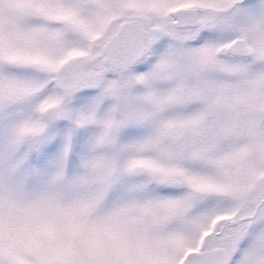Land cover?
<instances>
[{
  "label": "snow or ice",
  "instance_id": "obj_1",
  "mask_svg": "<svg viewBox=\"0 0 264 264\" xmlns=\"http://www.w3.org/2000/svg\"><path fill=\"white\" fill-rule=\"evenodd\" d=\"M0 264H264V0H0Z\"/></svg>",
  "mask_w": 264,
  "mask_h": 264
}]
</instances>
